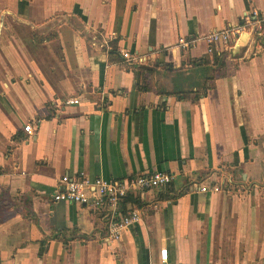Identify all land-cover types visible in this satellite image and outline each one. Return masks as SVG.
<instances>
[{"label":"crops","instance_id":"crops-1","mask_svg":"<svg viewBox=\"0 0 264 264\" xmlns=\"http://www.w3.org/2000/svg\"><path fill=\"white\" fill-rule=\"evenodd\" d=\"M254 10L264 0H0V264H264V46L226 54L198 102L174 95L173 73L140 91L137 69L203 83L191 62L210 56L206 37ZM182 38L192 47L173 59ZM155 171L173 183L121 204L141 221L120 239L110 210L53 199L66 176Z\"/></svg>","mask_w":264,"mask_h":264},{"label":"built area","instance_id":"built-area-1","mask_svg":"<svg viewBox=\"0 0 264 264\" xmlns=\"http://www.w3.org/2000/svg\"><path fill=\"white\" fill-rule=\"evenodd\" d=\"M244 34L251 35L252 41L264 39V14L255 10L250 11L246 13L241 24L210 33L206 37L209 47L208 54L212 56L215 52L225 53L229 51L237 45ZM192 44L193 42H189L185 38L180 39L174 52H172V58L177 59L180 53L189 50ZM124 59L131 62L133 57L125 53ZM138 62L147 63L148 61L147 59H143ZM78 104V100L68 102V105ZM25 131L30 136L34 134L32 125L27 126ZM173 181L172 175L158 171L124 182H109L104 179L92 182L87 179H71L66 176L61 181L64 189L58 190L54 194L53 199L56 203L78 204L96 210H110V235L112 239H120L124 230L139 224L141 221L138 210H133L126 215L121 214L120 207L124 199L138 191L158 190L169 187ZM201 191L209 193L211 189L202 187ZM212 191L213 193H218L220 192V188L214 187ZM162 254V259L166 262L168 259L167 250H164Z\"/></svg>","mask_w":264,"mask_h":264},{"label":"trees","instance_id":"trees-1","mask_svg":"<svg viewBox=\"0 0 264 264\" xmlns=\"http://www.w3.org/2000/svg\"><path fill=\"white\" fill-rule=\"evenodd\" d=\"M225 54L226 53L215 52L212 56H207L200 61L194 60L191 62V71L195 72L196 75L199 76V78L203 79V83L194 80L193 77L188 74L189 71H186L185 67L180 70H176L175 66L172 64H158V67H167L170 72L176 74V87L174 89V95L180 101L189 100L198 102L202 98L206 97L210 90L214 89L217 79L226 76L228 61L224 58L226 56ZM110 57L112 58V60L114 58L121 60L116 48L112 50V52L110 53ZM137 69L141 76L139 90L145 92L154 90V83L150 78L154 75V71L151 68L144 66H139ZM129 204H135L133 196L131 195L125 198L122 203L125 208H127Z\"/></svg>","mask_w":264,"mask_h":264},{"label":"rangeland","instance_id":"rangeland-1","mask_svg":"<svg viewBox=\"0 0 264 264\" xmlns=\"http://www.w3.org/2000/svg\"><path fill=\"white\" fill-rule=\"evenodd\" d=\"M256 44H254V46L252 47L253 49H252V51L249 53V56L251 57V56H253V54L255 53L254 51L256 50L255 48H257V47H260V46H264V39H260V40H256V41H254ZM250 48V45L246 48L247 49V51H246V53H245V51H243V50H241L240 52H238V54L237 55H235V56H233V57H231V59L232 58H234V59H236V58H239V57H244L249 51H248V49ZM230 50L229 51H227V52H225L226 54H230ZM225 54V55H226ZM231 55V54H230ZM168 63H166L165 65H167ZM147 66L148 67H150L154 72H153V74L154 75H156V76H162L163 77V79H164V82H162V85H163V83H166L167 85H168V81H167V79H170V75L172 74V72H170L168 69H167V67H163V68H159L158 67V63L157 62H152V61H150L148 64H147ZM153 75V76H154Z\"/></svg>","mask_w":264,"mask_h":264},{"label":"water","instance_id":"water-1","mask_svg":"<svg viewBox=\"0 0 264 264\" xmlns=\"http://www.w3.org/2000/svg\"><path fill=\"white\" fill-rule=\"evenodd\" d=\"M252 42V36L251 35H248V34H244L239 42L237 43V45L230 49V54H231V57L237 55V51L240 50V48H247ZM225 59L227 58V56L224 57ZM144 67H148V66H144ZM150 68V67H148Z\"/></svg>","mask_w":264,"mask_h":264}]
</instances>
